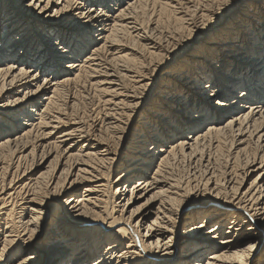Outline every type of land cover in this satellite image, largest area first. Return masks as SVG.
Here are the masks:
<instances>
[{
    "label": "bare ground",
    "instance_id": "bare-ground-1",
    "mask_svg": "<svg viewBox=\"0 0 264 264\" xmlns=\"http://www.w3.org/2000/svg\"><path fill=\"white\" fill-rule=\"evenodd\" d=\"M51 8L0 0V264H264V0Z\"/></svg>",
    "mask_w": 264,
    "mask_h": 264
},
{
    "label": "snow or ice",
    "instance_id": "snow-or-ice-1",
    "mask_svg": "<svg viewBox=\"0 0 264 264\" xmlns=\"http://www.w3.org/2000/svg\"><path fill=\"white\" fill-rule=\"evenodd\" d=\"M29 2H30V5L32 7H34L39 12H42V13L47 12L48 15H57V16L60 15L61 10H58L55 13L52 12L51 6L54 3V0H29ZM60 2H63V0H60ZM70 2H75V0H70ZM230 2H231V0H219V3L223 6L229 5ZM80 11L84 12L85 10L83 8H81ZM87 13L90 14L91 17H95L97 15H100V13L96 9H91V8H89L87 10ZM120 15H123V13H120ZM57 44L59 47H61V48L63 47L62 43H60L59 41H57ZM38 83H40V86L43 87L44 84L47 83V81H43V82L38 81ZM207 91L210 94H212V90L210 87L207 89ZM212 95H213V100H214L215 104L220 105L223 103L222 100L216 99L214 94H212ZM130 107H132V105H130ZM255 247H256L255 245H249V249H252ZM0 259H3V257L0 256ZM21 264H24L23 260L21 261ZM29 264H31L30 260H29Z\"/></svg>",
    "mask_w": 264,
    "mask_h": 264
},
{
    "label": "rangeland",
    "instance_id": "rangeland-1",
    "mask_svg": "<svg viewBox=\"0 0 264 264\" xmlns=\"http://www.w3.org/2000/svg\"><path fill=\"white\" fill-rule=\"evenodd\" d=\"M3 29H4V27L2 26V31H1V33L3 32ZM20 52V54H22V52L21 51H19ZM234 96H235V94L234 95H232L230 98H234ZM178 169H179V172H180V174L182 175V173H183V175L185 176L186 175V171L184 172V170H185V168L182 166H180V167H178ZM182 169H184V170H182ZM181 170V171H180ZM136 203H138V201H136ZM44 259H46V258H44ZM67 264V263H66Z\"/></svg>",
    "mask_w": 264,
    "mask_h": 264
}]
</instances>
